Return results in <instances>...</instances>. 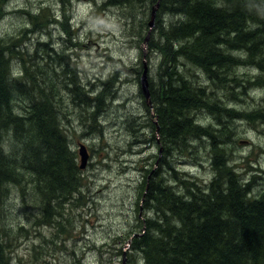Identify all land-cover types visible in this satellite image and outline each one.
Wrapping results in <instances>:
<instances>
[{
	"label": "trees",
	"instance_id": "16d2710c",
	"mask_svg": "<svg viewBox=\"0 0 264 264\" xmlns=\"http://www.w3.org/2000/svg\"><path fill=\"white\" fill-rule=\"evenodd\" d=\"M6 1L0 0L3 4ZM67 2L73 7L74 3ZM108 2L111 6L118 0ZM128 2L149 5L147 24L156 8L154 31L142 35V42L148 37L149 55L159 57L157 75L150 79L155 114L146 100L144 106L151 118L152 140L164 154L155 155L157 167L154 163L145 169L142 206L148 215L132 238L131 252L125 256L127 264H264V186L256 191V181L232 161L224 143L231 128L220 119L225 115L228 122L241 119L264 124V109L239 110L225 99L232 82L239 81L233 86L245 88L257 85L250 72L241 73L243 65L264 71V0ZM50 10L41 9L47 14L44 21L36 16L41 22L37 29L49 30L50 25L61 24L73 33L72 24L56 16L50 19ZM45 46L44 56L38 57V67L33 70L20 54L24 50L16 52V42L0 39V264L12 263L9 236L13 226H7L3 206L4 200L12 199L8 198L11 187L21 192L22 209L27 213L32 209L33 228H50L53 237L57 231L71 236L74 226L68 227V219H62L67 214L73 218L70 210L86 194L82 191L83 170L63 125L62 114L67 118L68 111H63L62 103L65 100L66 105L70 94L72 103L81 110L84 106L97 124L103 99L108 98L105 90L108 94L111 91L107 87L98 92L83 84L76 61L64 51L50 57L49 50L54 47ZM46 57L64 65L62 74L52 63L45 64L49 68L41 67ZM15 58L23 61L20 74L14 71ZM195 68L205 76V82L193 72ZM44 69L52 76L43 75ZM240 73L244 75L241 78ZM114 79L116 75L103 84ZM62 87H68L65 93ZM114 89L118 95V88ZM200 110L218 116L216 124L200 123L196 118ZM203 139L209 141V179L176 165L183 156L195 160L193 154L198 153ZM175 151L180 153L177 160ZM5 185L7 196L1 191ZM22 229L20 225L18 232ZM137 253L140 263H135Z\"/></svg>",
	"mask_w": 264,
	"mask_h": 264
},
{
	"label": "rangeland",
	"instance_id": "374dc122",
	"mask_svg": "<svg viewBox=\"0 0 264 264\" xmlns=\"http://www.w3.org/2000/svg\"><path fill=\"white\" fill-rule=\"evenodd\" d=\"M67 1L74 3L73 7ZM47 7L51 9L49 18L55 20V16L60 17L67 25L72 24L74 31L70 32L73 33L67 32L61 24H52L49 30H38L36 25L41 22L36 16L42 17L44 21L47 14L41 9ZM149 14L148 4L137 5L129 3L128 0H118L117 4L111 6L108 0L0 2V39L16 42V52L24 50L20 54H24L26 64H29L27 67L37 69V59L44 56L45 45L49 44L54 47L53 51L49 50L50 57L55 56L56 52L64 51L69 59L76 61L77 71H80L78 77L83 84L92 86L98 92L107 87L111 88L109 94L105 90L104 97L108 95V98L103 99L104 109L97 116V124H93L90 112L84 106L81 110L72 103L70 94L67 96L66 105L65 100L62 103L63 111H68L67 118H63L62 114L63 125L67 128L79 163V143L87 145L90 152V157L82 169V191L86 198H81L77 207L70 210L74 211L73 218L67 214L62 219V222L65 218L68 219L65 221L68 227L74 226L71 236H64L57 231L53 237L50 228H33L30 225L32 209L27 210L28 213L22 209L19 197L22 194L19 190L14 192L11 187L12 193L8 198L12 199L3 201L8 215L5 217L6 224L13 226L9 236L12 246L11 264H123L120 251L125 256L131 252V238L134 232H139L142 228L141 221L148 215L142 206L145 198V169L151 168L154 163L158 164L156 154H164L155 140L149 141L153 135L152 128L149 126L141 129L143 123L147 125L151 121L141 92L143 60L147 61L150 68L149 81L157 75L159 65V57L156 54L150 56L146 42H142V35L155 29L154 22L152 26L146 23L150 18ZM46 63L59 67L62 74L64 65L61 66L56 60L51 61V58L46 57L41 67L49 68L45 67ZM12 64L14 71H19L20 74L23 61L15 58ZM44 71L43 75L52 76V72L47 69ZM193 72L205 82V76L199 69L195 68ZM245 72H250L249 77L258 81L257 85L252 83L245 88L241 85L233 86L239 81L232 82L227 86L230 88L226 102L239 110L264 109V71L243 65L241 73ZM241 73L239 78L244 76ZM113 75L117 79L110 81L109 86L103 84V81ZM60 80L62 83L63 80ZM241 80L242 83L245 82V78ZM114 87L118 88L119 96ZM67 88L62 87V91L65 93ZM13 92L18 94L17 90ZM20 93L22 96L31 94L30 91L27 94ZM196 114L198 121L204 125L216 124V120L218 121V117L204 110ZM220 119L231 128L228 130L230 134L224 135V143L231 152L232 161L240 171L245 170V175L256 181V191L261 189L264 186V124L241 119L228 122L230 119L225 115ZM154 132L157 133L155 130ZM144 139L147 140L141 142ZM5 142L7 143L6 140ZM160 144L162 145L161 142ZM208 146L209 141L203 139L198 153L193 154L196 161L185 156L179 159L180 153L175 151V160L179 159L177 167L204 179L211 178ZM1 191L7 196V185ZM20 225L24 226L22 232H18ZM132 257H135L134 254ZM138 262L140 263L139 254L135 258V263Z\"/></svg>",
	"mask_w": 264,
	"mask_h": 264
},
{
	"label": "water",
	"instance_id": "95a60500",
	"mask_svg": "<svg viewBox=\"0 0 264 264\" xmlns=\"http://www.w3.org/2000/svg\"><path fill=\"white\" fill-rule=\"evenodd\" d=\"M152 23V22H151ZM144 63V69H143V72H142V75H141V89H142V92L147 100V103L152 106V101H151V94H150V89H149V79H148V70H149V67H148V64L146 61L143 62ZM79 154L81 156V167H85L89 157H90V154H89V151H88V148L85 144L81 143L80 146H79ZM125 263V259H124V262L123 264Z\"/></svg>",
	"mask_w": 264,
	"mask_h": 264
},
{
	"label": "bare ground",
	"instance_id": "6f19581e",
	"mask_svg": "<svg viewBox=\"0 0 264 264\" xmlns=\"http://www.w3.org/2000/svg\"><path fill=\"white\" fill-rule=\"evenodd\" d=\"M157 6H158V4H157ZM155 12H156V8H154V10H153V14H152V18H151V20H150V23H149V25L150 26H152L153 25V22H154V20H155ZM152 22V23H151ZM150 29H151V27H150ZM148 40V37H146L145 38V42ZM147 46V45H146ZM147 57V56H146ZM144 61H146V60H144ZM150 69V68H149ZM130 70V69H129ZM140 76V75H139ZM150 76V75H149ZM149 76H148V78H149ZM140 78V77H139ZM138 78V79H139ZM149 89H150V81H149ZM142 90V89H141ZM142 92V91H141ZM117 93H118V96H119V91L117 90ZM142 94H143V92H142ZM150 94H151V92H150ZM143 96H144V94H143ZM144 98H145V96H144ZM150 98H151V96H150ZM145 100H146V98H145ZM147 101V100H146ZM152 101V100H151ZM221 101V100H220ZM223 102V101H222ZM221 103V102H220ZM101 104V103H100ZM123 104H124V102H123ZM223 104V103H222ZM224 106V105H223ZM151 107V113H152V115H154L155 113H154V110H153V103H152V106H150ZM197 113V112H196ZM148 115V114H147ZM218 117V116H217ZM102 118H103V116H102ZM208 118V117H207ZM261 120V119H260ZM101 122V121H100ZM200 124V123H199ZM258 126V125H257ZM213 127V126H212ZM211 127V128H212ZM256 127V126H255ZM214 129V128H213ZM7 143H8V141H7ZM6 143V144H7ZM145 199V198H144ZM143 202V201H142ZM142 212V211H141ZM132 239V238H131Z\"/></svg>",
	"mask_w": 264,
	"mask_h": 264
},
{
	"label": "flooded vegetation",
	"instance_id": "af4514ba",
	"mask_svg": "<svg viewBox=\"0 0 264 264\" xmlns=\"http://www.w3.org/2000/svg\"><path fill=\"white\" fill-rule=\"evenodd\" d=\"M139 117H141V116H139ZM148 123H149V121H148ZM148 123H147V125L143 123V126H141V129H144L146 127H149V124ZM139 125H141V124H139ZM145 140H147V139H144V141H141V142H145ZM138 141H140V139ZM149 141L151 142L152 139H149ZM146 142H148V141H146Z\"/></svg>",
	"mask_w": 264,
	"mask_h": 264
}]
</instances>
